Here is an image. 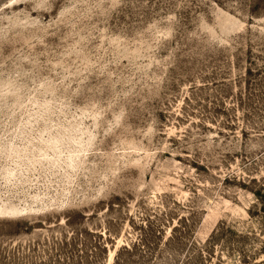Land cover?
<instances>
[{
  "label": "rangeland",
  "instance_id": "rangeland-1",
  "mask_svg": "<svg viewBox=\"0 0 264 264\" xmlns=\"http://www.w3.org/2000/svg\"><path fill=\"white\" fill-rule=\"evenodd\" d=\"M0 264H264V0H0Z\"/></svg>",
  "mask_w": 264,
  "mask_h": 264
},
{
  "label": "bare ground",
  "instance_id": "bare-ground-1",
  "mask_svg": "<svg viewBox=\"0 0 264 264\" xmlns=\"http://www.w3.org/2000/svg\"><path fill=\"white\" fill-rule=\"evenodd\" d=\"M112 260V259H111Z\"/></svg>",
  "mask_w": 264,
  "mask_h": 264
}]
</instances>
